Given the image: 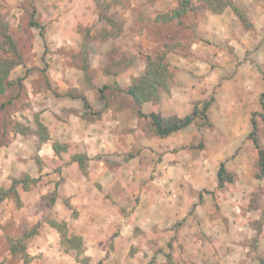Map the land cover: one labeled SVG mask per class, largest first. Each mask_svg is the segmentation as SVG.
<instances>
[{"label": "rangeland", "instance_id": "rangeland-1", "mask_svg": "<svg viewBox=\"0 0 264 264\" xmlns=\"http://www.w3.org/2000/svg\"><path fill=\"white\" fill-rule=\"evenodd\" d=\"M182 1L0 0V264H264V0L161 17ZM161 53L143 112L214 97L209 123L162 137L139 116L126 89Z\"/></svg>", "mask_w": 264, "mask_h": 264}, {"label": "trees", "instance_id": "trees-1", "mask_svg": "<svg viewBox=\"0 0 264 264\" xmlns=\"http://www.w3.org/2000/svg\"><path fill=\"white\" fill-rule=\"evenodd\" d=\"M214 12H222L224 9L231 5L233 6V9L237 12V14L244 18L242 12L240 9L235 6L233 3H231L229 0H203ZM194 6L192 4V0H183L180 3V6L178 8H175L171 10L170 12L165 13L161 17L164 20H173V19H179L182 16H184L189 9H193ZM32 25H40L36 20H31ZM168 63L166 61V55L161 53L157 57H152L149 55L147 57V66L146 70L142 74V76L138 79H135V82L131 84L127 89V93L132 97V99L135 101V103L138 106V114L139 116L149 117L152 120L153 127L155 132L162 136H169L174 132H177L181 130L182 128L190 125L195 121V119L199 116H201L205 123H209L208 115L206 111L209 109L210 105L212 104L214 97H212L209 100H205L202 102V106L199 105V103L194 105L193 112L186 114L184 117L179 118L177 120H173L170 123H164L163 119L157 112H150V113H144L142 110V105L149 100L152 99H158L161 94V89L166 88L168 89L170 86V71L168 68ZM84 72L85 77L87 80L90 81V68L89 65L84 66ZM29 71V69H28ZM28 73V72H27ZM264 77V73H263ZM109 85L102 86L100 90V95L102 98H105V88H108ZM85 106H89V102L87 98L83 97ZM39 127L42 129H46L45 125L39 121ZM253 128L251 132L249 133V136L253 138V141L256 145V148L258 149L259 156H260V169H261V175H264V148L259 144L257 138L255 137L256 133V121L254 118L252 119ZM43 138H49L47 132H44ZM54 149L56 152L61 151V145L56 142L54 143ZM86 156L85 155H75L74 160L78 161L82 165L84 164ZM84 168V166H83ZM218 182L220 186H223L225 182H233L235 177L232 173H230L224 162L221 163L218 172H217ZM21 179H15L13 180L12 188L17 192L16 186L18 182H22ZM9 190L5 193H8ZM5 196H2L0 198L3 199ZM53 225L59 228L63 232V237H65L66 240L72 241L71 247L78 248L83 245V240L80 236H69L70 240L67 239L66 233H65V226H61L57 224L56 222H51ZM70 247V245H69ZM89 264V262H87Z\"/></svg>", "mask_w": 264, "mask_h": 264}]
</instances>
